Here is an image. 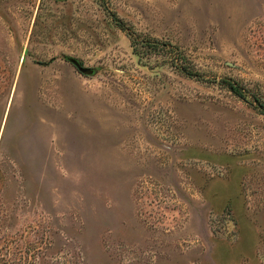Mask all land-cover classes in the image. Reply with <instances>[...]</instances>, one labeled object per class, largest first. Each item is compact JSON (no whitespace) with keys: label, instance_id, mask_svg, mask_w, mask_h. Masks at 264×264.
I'll return each mask as SVG.
<instances>
[{"label":"rangeland","instance_id":"374dc122","mask_svg":"<svg viewBox=\"0 0 264 264\" xmlns=\"http://www.w3.org/2000/svg\"><path fill=\"white\" fill-rule=\"evenodd\" d=\"M0 264H264V0H0Z\"/></svg>","mask_w":264,"mask_h":264},{"label":"trees","instance_id":"16d2710c","mask_svg":"<svg viewBox=\"0 0 264 264\" xmlns=\"http://www.w3.org/2000/svg\"><path fill=\"white\" fill-rule=\"evenodd\" d=\"M118 25L124 30L127 29L122 21ZM131 44L136 53L142 55L144 53L165 51L169 54V63L178 68L182 73L190 77H198L200 74L193 68V66L186 60L184 55L180 52L179 47L170 43H163L151 37L142 36L135 31L128 32ZM228 87L233 92H237V88L232 82L228 83Z\"/></svg>","mask_w":264,"mask_h":264},{"label":"water","instance_id":"95a60500","mask_svg":"<svg viewBox=\"0 0 264 264\" xmlns=\"http://www.w3.org/2000/svg\"><path fill=\"white\" fill-rule=\"evenodd\" d=\"M78 68L80 71L85 72V73L88 71L86 67L79 66Z\"/></svg>","mask_w":264,"mask_h":264}]
</instances>
